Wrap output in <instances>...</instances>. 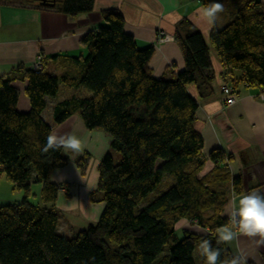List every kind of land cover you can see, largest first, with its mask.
<instances>
[{
    "label": "trees",
    "instance_id": "16d2710c",
    "mask_svg": "<svg viewBox=\"0 0 264 264\" xmlns=\"http://www.w3.org/2000/svg\"><path fill=\"white\" fill-rule=\"evenodd\" d=\"M201 1L224 5L209 44L226 71L239 72L229 85L233 92L242 83L264 87L263 0ZM53 6L78 16L92 12L94 0H54ZM101 17L103 24L81 39L87 55L71 58L77 68L54 74L48 68L58 57L53 56L43 57L40 70L0 71V174L22 193L0 205V264H205L197 253L202 239L221 249L220 262L231 259L236 255L216 244V231L229 223L224 211L231 194L241 193L242 180L232 177L231 157L222 149L203 154L194 125L199 103L187 91L191 83L201 97L212 91L209 45L181 19L174 39L184 67L168 78L155 77L154 45L140 47L125 32L117 9H105ZM18 82L24 84L27 111L17 109ZM61 85L72 94L57 98ZM48 100L51 123L43 114ZM72 115L87 130L104 131L110 149L99 161L89 194L91 202L103 204L99 217L67 237L60 233L56 207L65 190L50 176L69 159L63 150L42 149L54 127ZM89 159L84 153L75 161L82 174ZM207 159L214 166L202 174ZM183 218L191 227L175 228Z\"/></svg>",
    "mask_w": 264,
    "mask_h": 264
},
{
    "label": "crops",
    "instance_id": "0c3cea01",
    "mask_svg": "<svg viewBox=\"0 0 264 264\" xmlns=\"http://www.w3.org/2000/svg\"><path fill=\"white\" fill-rule=\"evenodd\" d=\"M202 7L204 5L201 0H94L92 12L69 16L59 12L54 6H43L38 2L0 0V71L6 73L18 66L29 68L37 54L43 55L44 59L58 56L48 61V68L54 74H59L65 68H77L76 62L71 58L87 55V49L81 43L82 37L103 24L101 11L117 9L123 16L125 32L131 34L140 47L154 45L150 60L152 74L168 78L184 67L182 50L174 39V33L179 21L187 19L209 45L214 73L212 91L205 97L199 95L195 84L187 85V91L199 103L194 125L203 138V154L207 157L212 149H222L226 156L231 157L228 169L232 177L239 176L242 180L241 193H232L225 208L224 215L228 217L226 211H230L229 202L234 197L251 191L264 193V100L260 99L262 87L242 83L233 87L234 103L226 104L221 86L232 84L239 72L226 71L210 46L209 27L198 15V10ZM161 32L172 36V39L158 42L157 37ZM18 86L20 96L17 109L27 111L29 101L23 93L24 84L18 82ZM65 89L63 86L59 90L63 91V95L58 94L60 98L67 97ZM52 103L48 100L43 113L49 123L52 121ZM53 132L75 133L89 145L74 160L69 157L72 153L66 154L68 163L52 172L51 179L63 184L62 189L65 190L60 191L56 207L71 209L80 206L87 220L94 223L103 204L91 202L89 194L96 187L97 166L110 149V137L102 130H87L78 115H72L55 126ZM84 153L90 155V161L87 171L82 174L75 161ZM213 166L214 163L207 159L201 173H206ZM19 197H22V193L14 191L13 185L0 174V204L19 200ZM91 210L94 214H91ZM256 239L258 238L237 234L226 245L234 255L247 257V262L264 264V246H258Z\"/></svg>",
    "mask_w": 264,
    "mask_h": 264
},
{
    "label": "clouds",
    "instance_id": "9594fccd",
    "mask_svg": "<svg viewBox=\"0 0 264 264\" xmlns=\"http://www.w3.org/2000/svg\"><path fill=\"white\" fill-rule=\"evenodd\" d=\"M224 11V5L219 2H213L198 10V15L207 23L209 30L215 28L219 14ZM171 39V37H169ZM219 110V107L218 109ZM89 145L85 143L75 133H57L53 132L46 138V144L42 151L63 150L65 154L72 153L69 156L75 159L81 155ZM230 211H226L229 217V224L221 226L216 231V244H229L237 234H243L256 239L258 246H264V193L260 191H251L239 197H234L230 202ZM175 228H189L190 222L187 218L179 220ZM197 253L204 258L205 264H218L220 262L221 249L214 247L208 239H202L197 246ZM220 264H247V257L233 256Z\"/></svg>",
    "mask_w": 264,
    "mask_h": 264
},
{
    "label": "rangeland",
    "instance_id": "374dc122",
    "mask_svg": "<svg viewBox=\"0 0 264 264\" xmlns=\"http://www.w3.org/2000/svg\"><path fill=\"white\" fill-rule=\"evenodd\" d=\"M63 86H60V89H62ZM66 92L68 93L66 96H70L72 94V91L68 88L65 89ZM70 90V91H69ZM59 95H63V91H59ZM57 95V98H60V96ZM47 114V113H46ZM90 161V159H89ZM88 168V167H87ZM87 171V169H86ZM91 176L89 177L88 180H90ZM89 182V181H88ZM169 183V182H168ZM167 184V183H166ZM33 189L35 190V193H38L39 185H33ZM60 197V196H59ZM20 198V197H19ZM16 198V199H19ZM62 203H65L63 201V198H60ZM1 205V204H0ZM60 214V233L67 237H71L72 234L74 233L73 231H78L77 229L81 226V229H85L88 226V223L91 221L87 220L86 216L84 215V212L80 206L74 207L71 209H65V208H57ZM91 214H94V211L91 210ZM73 228H76L73 230ZM80 229V228H79ZM73 232V233H72Z\"/></svg>",
    "mask_w": 264,
    "mask_h": 264
},
{
    "label": "built area",
    "instance_id": "2783aa9c",
    "mask_svg": "<svg viewBox=\"0 0 264 264\" xmlns=\"http://www.w3.org/2000/svg\"><path fill=\"white\" fill-rule=\"evenodd\" d=\"M169 37H171L172 39V36L164 33V32H161L158 37H157V41L158 42H165V41H169L171 39H169ZM43 55L41 54H37L36 55V58L32 64V68L34 70H40L42 67H43ZM221 91L223 93V95L225 96V102L226 104H232L234 103L235 101V94L233 92V89L231 86L229 85H222L221 86ZM260 99L264 100V87H262L261 91H260Z\"/></svg>",
    "mask_w": 264,
    "mask_h": 264
},
{
    "label": "water",
    "instance_id": "95a60500",
    "mask_svg": "<svg viewBox=\"0 0 264 264\" xmlns=\"http://www.w3.org/2000/svg\"><path fill=\"white\" fill-rule=\"evenodd\" d=\"M40 4L43 6H53L54 0H40Z\"/></svg>",
    "mask_w": 264,
    "mask_h": 264
}]
</instances>
